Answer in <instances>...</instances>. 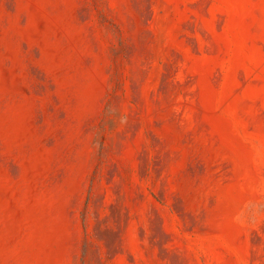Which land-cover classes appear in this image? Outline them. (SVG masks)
<instances>
[{"label": "rangeland", "instance_id": "obj_1", "mask_svg": "<svg viewBox=\"0 0 264 264\" xmlns=\"http://www.w3.org/2000/svg\"><path fill=\"white\" fill-rule=\"evenodd\" d=\"M0 264H264V0H0Z\"/></svg>", "mask_w": 264, "mask_h": 264}]
</instances>
